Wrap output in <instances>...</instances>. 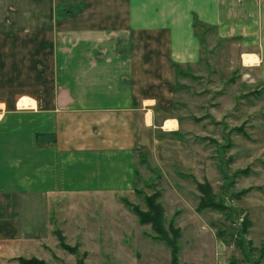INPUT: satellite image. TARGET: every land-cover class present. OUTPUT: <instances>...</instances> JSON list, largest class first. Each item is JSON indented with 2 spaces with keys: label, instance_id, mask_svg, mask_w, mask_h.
I'll return each mask as SVG.
<instances>
[{
  "label": "crops",
  "instance_id": "0c3cea01",
  "mask_svg": "<svg viewBox=\"0 0 264 264\" xmlns=\"http://www.w3.org/2000/svg\"><path fill=\"white\" fill-rule=\"evenodd\" d=\"M205 43L264 89V0H0V264L41 258L53 200L135 191Z\"/></svg>",
  "mask_w": 264,
  "mask_h": 264
},
{
  "label": "rangeland",
  "instance_id": "374dc122",
  "mask_svg": "<svg viewBox=\"0 0 264 264\" xmlns=\"http://www.w3.org/2000/svg\"><path fill=\"white\" fill-rule=\"evenodd\" d=\"M211 45L205 43V61L197 64L204 75L194 76L189 67L177 75L186 86L175 92L182 102L183 135L177 131L180 137L170 138V147L138 160V194L53 200L55 229L63 232L67 245L88 253L85 264H171L168 245L121 201L126 197L147 211L145 196L157 192L166 227L182 231L179 264H252L259 258L264 245V89L232 75L235 65L223 58V47L211 53ZM197 182L211 185L221 208L198 209L202 193ZM40 248L41 258H36L43 264H77L80 257L61 248L56 235Z\"/></svg>",
  "mask_w": 264,
  "mask_h": 264
},
{
  "label": "trees",
  "instance_id": "16d2710c",
  "mask_svg": "<svg viewBox=\"0 0 264 264\" xmlns=\"http://www.w3.org/2000/svg\"><path fill=\"white\" fill-rule=\"evenodd\" d=\"M81 11H82L81 7H79V9H75V7H71L69 9L59 10L58 17L76 15L77 13H80ZM175 68L177 71V75H181V76L185 75L183 74L184 72L180 71V66L175 65ZM179 135L180 134L175 133L176 137H180ZM146 157L147 155H144V158ZM239 173H244V172H239ZM197 185L202 193V198L198 206L199 210H203L208 207L221 208V205L217 204V202L214 201L215 199L214 192L209 183L197 182ZM135 192L137 194L139 193L138 190H135ZM158 198H160L159 192L154 193L152 195L145 196V203L147 206V211L141 210V208L138 205L133 204L126 197H121V201H123V203L131 211H133L136 214L141 224L151 225L153 231L155 232L156 240L160 242H164L168 245V247L170 248V252H171V264H179V254H180V249H181L180 241L182 237V231L180 228H175L173 225L166 227L164 210L161 204L157 203ZM54 234L56 235L61 248L65 249L71 254L80 256L77 260V264H85V259L88 256L87 252L81 253L78 245H75V246L67 245L65 242V236L63 235V232L60 229H55ZM254 251H256V249ZM258 253H259V258L255 260L254 262H252V264H260L261 260L264 259V245L259 250ZM15 261H17L19 264H43L40 261V259L36 257H32L29 259H26L24 257H19V258H16ZM229 264H237V261H231Z\"/></svg>",
  "mask_w": 264,
  "mask_h": 264
},
{
  "label": "bare ground",
  "instance_id": "6f19581e",
  "mask_svg": "<svg viewBox=\"0 0 264 264\" xmlns=\"http://www.w3.org/2000/svg\"><path fill=\"white\" fill-rule=\"evenodd\" d=\"M246 63H249V61H248V60H246ZM169 126L171 127V123H169Z\"/></svg>",
  "mask_w": 264,
  "mask_h": 264
}]
</instances>
